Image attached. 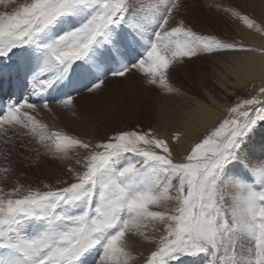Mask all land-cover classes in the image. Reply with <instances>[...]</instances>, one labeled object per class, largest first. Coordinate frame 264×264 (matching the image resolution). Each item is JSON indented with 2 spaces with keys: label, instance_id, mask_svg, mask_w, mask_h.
<instances>
[{
  "label": "rangeland",
  "instance_id": "rangeland-1",
  "mask_svg": "<svg viewBox=\"0 0 264 264\" xmlns=\"http://www.w3.org/2000/svg\"><path fill=\"white\" fill-rule=\"evenodd\" d=\"M262 1L0 0V12L5 6L17 9L0 22V48L9 43L12 51H18L30 42L27 46L33 48L48 31L66 30L56 56L61 65L72 61L74 81L86 85L65 98L75 97L66 105L75 112L68 119L77 123L69 129L78 133L73 136H96L94 153L82 163L87 166L82 183L39 192L49 178L43 158L48 154V159H58L54 152L66 130L54 137L48 129L52 137L36 139L30 127H38L36 121L23 118L10 103L4 108L0 177L7 186L28 189L29 194L7 197L14 200L8 205L0 201L4 213V217L0 214V264H31L30 256L19 249L21 241L38 248L55 246L60 253L57 264H104L112 259L134 264L137 256L126 258L127 252L116 250L113 241L122 231L127 235L148 234V230L164 238L146 251L142 264H264V99L247 110L244 104L250 97L254 100L252 86L228 95L232 107L227 115L238 118L224 124L234 125L228 130L218 126L205 143L196 136L197 141L183 150L166 137L157 118L160 105L166 117L167 110L179 111L171 97L187 99L185 105L192 104L193 98L205 99L203 93L215 88L214 74L225 73L224 65L232 64L230 54L260 50L241 31L249 24L262 25L257 12ZM101 54L105 67L99 64ZM104 70L105 77L112 79L105 88L96 89L95 78ZM123 72L132 74L127 83L119 79ZM81 94L88 98L77 100ZM79 103L84 106L80 114ZM84 119L87 128L79 124ZM174 175L184 208L179 222L169 226L152 217L140 201L148 184L158 191L159 202L161 189ZM229 197L242 203L243 210L246 201L245 223L236 219L237 209L230 207ZM68 201L74 204L60 206L53 215L44 212L48 204ZM69 226L75 231L71 241L60 229ZM86 226L90 237L104 233L109 243L104 253V246L94 245L83 260L81 242H93L87 238ZM68 241V246H62Z\"/></svg>",
  "mask_w": 264,
  "mask_h": 264
},
{
  "label": "bare ground",
  "instance_id": "bare-ground-1",
  "mask_svg": "<svg viewBox=\"0 0 264 264\" xmlns=\"http://www.w3.org/2000/svg\"><path fill=\"white\" fill-rule=\"evenodd\" d=\"M22 1H27V0H22ZM12 11H17V9H13V8L10 9V7L7 8V6H5L2 12H0V22L9 14V12ZM257 12H259V16L261 17L260 22L262 23V25L257 24L256 26H253L249 24L245 26V28H243L241 32H243V35L245 36L246 39H248L251 42V44H254L258 48H260L259 51L230 54L231 61H233L232 64L228 65L227 63L224 65L225 66L224 69L226 70L225 73H223V71L222 72L218 71L216 75L214 74L213 83L211 85L215 87L213 90L215 92L211 91V88H208L203 93V96L204 97L206 96L205 99L200 97L193 98L192 96L193 98L192 104L188 103L189 105H185L187 104L186 101L188 102L187 99L184 100L185 102L184 103L175 97H171V99L175 101L176 104L179 106V111L174 112L171 110H167V117L163 112L162 106L160 105L158 107L159 109L157 112L158 113L157 118H160L162 121L160 122L162 123L160 129L165 131V135L167 138H169L170 141H172L173 143H179V148L181 150L186 148L187 145L191 146V144L197 141L196 136H198V140L202 139L203 143H205L206 140L208 141L210 136L213 134V131L218 126L220 127L223 126L227 129L232 124L234 125V123L224 124L225 121L228 119L235 120L236 118H238V117L232 118L227 115V110H229L232 107V104L227 98L228 95L234 94L237 90H242L244 86H247V89L250 86H252V91L250 93L254 96V98L252 97V99L254 100H251L250 97V100H248L246 104H244L246 99H243L242 102V106L247 105L248 107L247 110L250 109L251 107H254L256 104H258L260 101L264 99V0L261 3L259 11ZM89 17L90 16H88V18ZM84 23H86V21ZM71 25L74 24L72 23ZM64 32H66V30L64 29H60L57 31L54 30L48 31L46 34H44L45 35L44 37L39 36L36 39L35 41L36 45L34 44L35 46L33 48L30 47V45L27 46V44H30L31 42L21 46L22 49L18 51H14V50L12 51L10 48L11 44L9 43H3L0 48L1 49L0 75H3L1 80L3 81L7 79L9 80L10 73L13 71L17 75L18 81L22 87V91H24V97H25L24 101H21L20 103L15 105L14 109L20 112L22 114V117L23 118L25 117L26 120L36 121V123L39 125L38 127L30 126L32 128V136L35 137L36 139L39 138L48 139L52 136L55 137L61 135L64 129L66 130L67 133L63 135L64 138H61L63 142L60 143L55 149V151L57 152H54V154L58 155L57 156L58 159L54 158L55 160H50L48 159L49 156L48 154L45 155L46 157L44 156L45 158H43V164L47 171L46 173L47 177L49 178L45 179L46 180L45 183L47 184L43 185L44 184L43 183L41 186L38 187L37 191L39 192L52 190L57 186L60 187L66 184L75 185L79 182L82 183L84 179L80 177L87 169L85 163L88 161L90 155L94 153L92 150V147L94 146L93 141L96 137L94 134L85 133V134H79L73 136L71 134H78V133L71 131L72 129H69L71 127H75L77 123L75 122L76 120L72 119L73 120L72 121L68 119L69 114L75 112L70 110L69 107L67 108L66 105L72 104L74 102L75 97L73 95V97H70L67 100L65 98L72 96L71 94H73L74 92H76L77 90H79L80 88L86 85L74 81L73 78L74 66L72 64V61H68L63 65H61L58 57L56 56V53L60 50L59 47L57 46V43L66 40V39L62 40L63 38L62 35ZM105 32L106 29L103 31V34H105ZM1 42L3 41H0V43ZM22 50H24L25 52L24 57H22ZM100 58L101 59L99 61V64L102 67H105L106 64L104 62V55L101 54ZM55 61H57L58 63L57 65ZM222 62H224V60ZM1 65H5V67H2ZM221 68L222 67H220V69ZM106 73L108 72L106 71ZM126 73L127 72L125 73L123 72L119 75L121 76L119 79L124 80L125 83H127L126 79L130 78V75H132L131 73H127V74ZM97 77L98 78H95V80L97 81V83L96 82L95 83L98 84L96 86V89L105 88L107 85V81L112 79V77L110 78L105 77V70L103 72L101 71L98 72ZM115 78L116 77H114L113 79ZM4 84L5 83H3V85ZM3 85L1 83L0 86V109H3L4 105L7 104L8 102V99L1 98V92L3 91L4 88ZM173 93L174 92H172V94ZM177 94L179 95V93ZM63 98L65 99V101H61ZM87 98H88V94H81L79 97H77V100H81V99L85 100ZM79 106H80V111H78L77 113L80 114L81 111L84 110V106L81 103H79ZM242 106L237 108L236 113H238L242 109ZM58 114H60L61 119L58 118ZM28 117L29 119H27ZM83 122L87 124V120L85 119L81 120L79 124L81 125L82 128H87L88 126L83 125L82 124ZM48 129L54 131V132L52 131L54 133L52 136H50L51 131L49 132ZM91 131L94 130L91 129ZM173 134H176V136L171 140ZM34 141L36 142L35 139ZM183 156L184 155H182V157ZM83 162L85 163L82 164ZM6 171H8V169H6ZM177 177H178L177 175H174L172 182L168 181L165 184L164 188L161 189L162 193L159 202L157 200V195H156L158 191L154 192L153 189L148 186V184L145 187L148 188V190L146 191V194L144 193V195L142 196V200L140 201L141 205L144 204V206H148L147 212L152 217L156 218L159 222L169 226H175L177 222H179L181 216L180 213L183 212L181 208L182 209L184 208L181 197L177 195V191H178V183L176 180ZM2 179L3 178L0 177V201H4L5 205L9 203V201L13 200V199L9 200L7 197L15 198L16 196L29 194L27 193L28 189L25 188L17 189V187H9L10 185L8 186L6 185L7 180H2ZM114 182L117 183L115 179ZM238 183H242L241 180H239ZM245 187H246V191H250L249 193L250 195L252 191L249 189V186L247 185ZM29 196L31 195H28V197ZM226 200L230 204L231 208L236 207L237 211L235 213V216L236 219L240 222V224H242V222L245 223V214H243L242 212L247 208L246 201L244 202L245 209L243 210L242 203H238L235 198L229 197ZM73 204L74 203L72 201L48 204L46 206V209H44V212L53 215L58 211L57 209L60 206L65 208V206L69 207V205L71 206ZM176 205H178V207ZM77 207L80 206L77 205ZM2 208L3 207L1 206L0 209L2 210ZM73 213H75V211ZM0 214L2 215V217H4L3 212ZM72 216H74V214ZM247 217L249 218L250 216L247 215ZM62 225L64 224L62 223ZM69 228L70 226L67 229L63 227H61L60 229H62L61 231L62 232L64 231L63 233L67 234L70 237V241H71L74 236L72 235V233H74L75 231L69 230ZM84 231H86L88 234L87 238H91L93 242L90 243L89 245L87 243L81 242L82 249L84 250V253L82 255L83 260H87L89 258L91 249L94 245L98 246L99 248L104 246L103 253L107 250L109 238H107L104 233L97 234L96 238H93L89 236V226H86L84 228ZM154 235L155 234L151 230H148V234L144 233V231H141L136 234H133L132 232H127V235H125L122 231L118 237H116L115 235L114 238L115 237L116 238L115 239L112 238L111 240L114 239L113 244L115 245L116 250H119L121 248L123 253L124 251L127 252V254H125L126 258L132 259L135 256H137V259L132 261L134 262V264H142L144 262V258L148 255V252L146 251H149L150 247L153 244H155L156 246L159 245L161 243L162 238H164L161 236H154ZM87 238H85L86 241ZM98 239L101 240L98 241ZM116 239L120 247L115 244ZM70 241L64 243L62 246H68L70 244ZM21 242L22 243L19 245V249L23 250L26 255L30 256L31 264L58 263L57 253H59V251L57 250V248H55V246L48 245L43 248H38L32 246V244H30L28 241H21ZM97 242L100 243L96 245L95 243ZM129 249H131L132 251L130 252ZM141 255L142 257H138ZM263 256H264V249H263ZM119 261L120 260L116 261L112 259L111 261H109V263H106V261H104V264H118Z\"/></svg>",
  "mask_w": 264,
  "mask_h": 264
}]
</instances>
